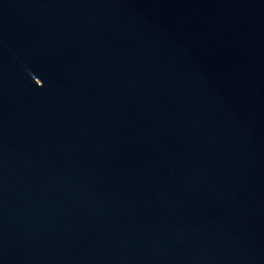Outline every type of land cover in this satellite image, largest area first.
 <instances>
[{"label": "water", "instance_id": "obj_1", "mask_svg": "<svg viewBox=\"0 0 264 264\" xmlns=\"http://www.w3.org/2000/svg\"><path fill=\"white\" fill-rule=\"evenodd\" d=\"M0 264H264V0H0Z\"/></svg>", "mask_w": 264, "mask_h": 264}]
</instances>
